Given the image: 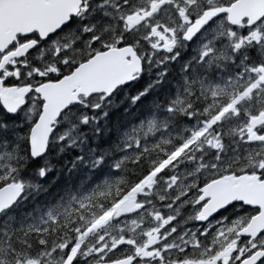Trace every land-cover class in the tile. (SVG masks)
<instances>
[{
  "label": "snow or ice",
  "instance_id": "1",
  "mask_svg": "<svg viewBox=\"0 0 264 264\" xmlns=\"http://www.w3.org/2000/svg\"><path fill=\"white\" fill-rule=\"evenodd\" d=\"M0 264H264V0H0Z\"/></svg>",
  "mask_w": 264,
  "mask_h": 264
}]
</instances>
